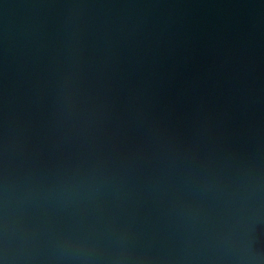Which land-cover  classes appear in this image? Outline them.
Returning a JSON list of instances; mask_svg holds the SVG:
<instances>
[{"label":"water","instance_id":"1","mask_svg":"<svg viewBox=\"0 0 264 264\" xmlns=\"http://www.w3.org/2000/svg\"><path fill=\"white\" fill-rule=\"evenodd\" d=\"M0 264H264V0H0Z\"/></svg>","mask_w":264,"mask_h":264}]
</instances>
